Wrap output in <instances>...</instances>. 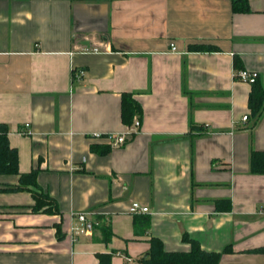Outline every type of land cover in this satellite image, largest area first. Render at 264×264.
<instances>
[{
	"label": "crops",
	"instance_id": "1",
	"mask_svg": "<svg viewBox=\"0 0 264 264\" xmlns=\"http://www.w3.org/2000/svg\"><path fill=\"white\" fill-rule=\"evenodd\" d=\"M248 2L0 0V122L51 200L35 211L29 189H0V264H140L154 236L168 251L196 239L218 264H264V173L250 163L264 109L255 121L252 84L236 77L256 71L264 85V0ZM125 91L141 126L111 145L94 133L127 128ZM19 178L1 174L0 188ZM135 200L150 211L131 212ZM84 211L90 230L75 234Z\"/></svg>",
	"mask_w": 264,
	"mask_h": 264
},
{
	"label": "trees",
	"instance_id": "2",
	"mask_svg": "<svg viewBox=\"0 0 264 264\" xmlns=\"http://www.w3.org/2000/svg\"><path fill=\"white\" fill-rule=\"evenodd\" d=\"M234 10L247 11L249 10L248 0H235ZM217 46L210 43H191V50H211ZM252 88L249 93V108L251 115L256 121L264 109V85L257 75L254 82L251 83ZM143 113V107L139 100L132 92H123L121 101L122 120L126 125H131L134 117L138 115L140 118ZM201 128L194 124L192 128ZM251 170L255 173H264V151L253 149L250 156ZM37 168L30 172H21L18 166L17 150L10 143L8 129L3 124H0V175L1 174H19V182L16 185L2 186V190H23L29 189L35 198L33 210L43 208L49 200V195L41 190L37 181ZM225 203L226 209L231 207L230 200H222ZM146 225H149L148 219ZM104 238L107 240L111 236L109 227L102 228ZM185 238L187 237L184 234ZM99 264H112L111 253H99ZM221 257V252L207 251L203 249L196 239L192 241V247L189 251H168L165 249L163 242L158 237L151 238V249L148 257L142 259L140 264H218Z\"/></svg>",
	"mask_w": 264,
	"mask_h": 264
},
{
	"label": "built area",
	"instance_id": "3",
	"mask_svg": "<svg viewBox=\"0 0 264 264\" xmlns=\"http://www.w3.org/2000/svg\"><path fill=\"white\" fill-rule=\"evenodd\" d=\"M170 47L172 51H177V45L174 42H171ZM84 73H85V70L83 68L74 70V75L78 80L82 79ZM257 75H258V72L247 70V69H241L236 73L237 78L248 81L250 83L255 81V79L257 78ZM247 118H248V115L243 116L244 120H246ZM140 126H141V121L139 118H136L133 121V123L131 125H127V128L122 132H111L108 134H104L101 132H95L94 136L95 137H106L108 139L109 144L117 146V145H121L125 143L129 135H132L135 132H138L140 129ZM31 132L32 131L30 129L29 123H26L25 126L20 129V133L22 134H29ZM130 211L133 213L149 212L150 208L148 205L135 200L130 204ZM88 215H89L88 211L79 212V213L74 214L77 221L74 224V226L71 227V230L75 234L89 232L91 224L88 220Z\"/></svg>",
	"mask_w": 264,
	"mask_h": 264
}]
</instances>
